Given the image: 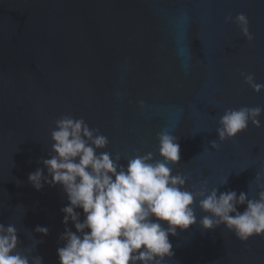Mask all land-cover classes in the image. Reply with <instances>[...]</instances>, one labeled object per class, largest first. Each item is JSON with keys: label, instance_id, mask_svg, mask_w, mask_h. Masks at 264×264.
<instances>
[{"label": "water", "instance_id": "1", "mask_svg": "<svg viewBox=\"0 0 264 264\" xmlns=\"http://www.w3.org/2000/svg\"><path fill=\"white\" fill-rule=\"evenodd\" d=\"M239 13L251 42L225 22ZM241 73L264 84V0H0V223L15 225L19 250L59 264L67 195L60 185L36 190L28 177L38 168L48 175L42 161L66 115L99 129L109 144L98 151L119 154L125 167V157L162 159L157 134L167 131L181 149L180 163L169 166L187 177L188 191L207 185L258 199L264 114L261 127L249 123L219 150L210 144L219 143L225 110L264 108V90ZM195 214L206 215L199 198ZM169 241L174 257L164 264H264V235L241 241L223 225L197 222Z\"/></svg>", "mask_w": 264, "mask_h": 264}, {"label": "clouds", "instance_id": "2", "mask_svg": "<svg viewBox=\"0 0 264 264\" xmlns=\"http://www.w3.org/2000/svg\"><path fill=\"white\" fill-rule=\"evenodd\" d=\"M225 22H234L248 42L254 40L245 13L237 14L234 21L228 15ZM241 75L256 93L264 90L253 74ZM140 104L143 107L144 102ZM262 114L261 107L225 110L216 130L219 143L210 141L211 147L219 150L222 142L246 131L249 123L261 127ZM55 123L50 158L42 161L48 175L38 168L28 180L36 190L45 183L60 185L67 195L69 204L61 209L66 227L60 236L63 246L57 248L59 264H164L166 258L174 257L169 235L197 222L204 230L223 225L241 241L264 235V185L258 199H249L245 192L209 190L207 185L188 191L187 177L174 175L169 166L181 160L176 135L167 131L157 134L162 159L156 160L151 152L125 157V167L119 154L113 157L110 152L98 151L106 149L109 140L83 118L66 115ZM227 183L228 178L221 186ZM197 198L206 213L199 221ZM242 205H246L243 213L238 211ZM70 222L76 231L67 227ZM35 231L49 234L45 226H37ZM20 243L15 225L0 223V264H44V258L31 255L30 249L28 254L20 251Z\"/></svg>", "mask_w": 264, "mask_h": 264}]
</instances>
